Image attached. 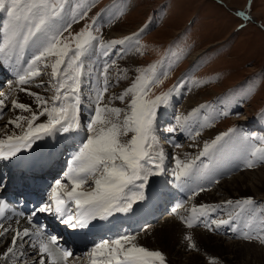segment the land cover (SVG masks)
<instances>
[{"label": "snow or ice", "instance_id": "obj_1", "mask_svg": "<svg viewBox=\"0 0 264 264\" xmlns=\"http://www.w3.org/2000/svg\"><path fill=\"white\" fill-rule=\"evenodd\" d=\"M248 7H251V0ZM236 14L245 20L251 19L245 12ZM100 16L101 13H97L88 21L85 5L76 3L73 6L70 0H0V69L13 74L15 91L28 92L36 103L34 110L31 105L12 99V110L19 109L29 115H17L8 121L20 132L0 139V159L11 160L23 151L32 150L38 141L58 134L83 130L86 136L68 162L64 173L67 183L57 179L46 202L34 205L27 216L20 213L28 226L22 227L18 219L14 224L12 221L7 225L0 223V240L5 241L0 251L2 264H69L72 251L59 243L60 237L51 234L47 225L33 224L37 215L52 216L69 234L96 228L99 221H108L115 214L133 211V205L145 199L144 190L151 179L165 171L166 153L160 143L158 110L169 104L185 82L181 79L169 90L150 98L153 87L162 84L169 74L158 71L157 65L153 64L137 69L138 74L131 85L118 95L113 93L106 102L110 86L127 78V70H118L116 79L112 80L110 69L116 62H109L108 58L116 46L136 40L139 34L105 41L97 26ZM81 21L88 22L79 31H72L73 25ZM25 49L31 50L30 59L24 58ZM97 49L105 61L96 70L94 79H89L92 69L88 67V60ZM49 68L47 85L53 93L50 97L45 98L23 87L45 75L44 70ZM7 83L11 89L13 81ZM36 87H45V82L41 80ZM85 87L89 89L87 97L83 92ZM8 95L0 98V117L7 107ZM85 98L89 101L86 106L83 105ZM113 100L121 101L124 107L112 106ZM82 106L88 113L86 123H82ZM206 107L208 105L201 104L187 116L177 115L175 125L163 131L171 137L177 130H185L189 117ZM238 131L230 127L220 132L210 141H205L190 159L174 157L171 178L175 187H186L189 178L203 165L202 158L213 162ZM199 134L195 132L192 138ZM241 135L244 140L256 137L255 133L251 137ZM174 147L179 149L182 146L174 143ZM257 163H264V147L253 145L244 165L252 169ZM6 187L0 178V217L5 216L9 207L3 196ZM205 190L203 186L198 190L190 189L189 199ZM16 196L20 197L17 203L25 202V193L20 192ZM255 203L252 197L227 200L216 206L193 205L190 209H185V203H178L172 211L188 229L203 224L208 231L229 226L236 232L238 229L232 227L236 217L253 215L254 210L248 211V206ZM224 205H235L240 211L236 217L209 218ZM180 209L189 215H179ZM241 237L264 244V229L257 235L243 231ZM185 240L189 242V249L198 250L191 234L185 235ZM135 241V235L124 234L95 243L90 251L91 264H166L161 251L149 250Z\"/></svg>", "mask_w": 264, "mask_h": 264}, {"label": "rangeland", "instance_id": "obj_2", "mask_svg": "<svg viewBox=\"0 0 264 264\" xmlns=\"http://www.w3.org/2000/svg\"><path fill=\"white\" fill-rule=\"evenodd\" d=\"M76 1L70 0L73 6ZM80 2L88 10V21L101 11L97 26L100 27V34L105 41L122 39L129 36V33L139 34L136 40L119 46L123 57L122 61L115 64V79L118 70H127V78L121 79L120 85L116 84L118 89L114 94L118 95L131 85L135 79V70L139 69V63H142L139 67L144 68L155 64L158 71H166L169 74L167 78L163 79L162 84L153 87L150 98L167 91L165 89L168 87L169 81L171 83L169 89L172 88L174 85L172 78L175 75H182L181 79L187 77L184 80V86L179 89L177 94L173 95L169 102L171 103L174 97L181 96L183 98L177 102L180 104L184 102L179 115L187 116L193 109H197L195 106L200 99L208 101L212 97H218V103L222 106L221 108L217 105L215 98V101L212 99L204 102L213 109V112L204 116L203 121L207 123L210 115L211 121L212 119L217 121L214 127H211L209 122L201 124L200 111L189 117L190 132L189 135H184L189 137L186 139L189 143L196 130H199L197 129L199 125L204 130L213 128L212 136L210 134L208 140L233 126L239 130L232 140L235 143L233 152L236 154V164L239 167L243 158L237 156L239 151L236 146L243 144L249 151L253 145L264 147L262 146L264 145V115H262L264 113V0H251L250 8L248 7L249 0H132L131 5V0H80ZM241 11L251 19L245 20L236 14ZM120 17L122 18L119 23ZM111 18L113 21L110 22ZM155 18L157 21H161L158 25H156L157 22H154ZM88 21H81L73 25L72 31H79ZM141 29L144 31L141 32ZM138 48L140 51L137 52ZM129 54H131V59L127 58ZM193 54H197V56L195 62L192 63L190 57ZM48 72L50 73V68L46 69V74L43 76L46 80L49 79ZM192 90L195 92H190ZM121 103L119 100L112 101V105L115 107H124V104ZM202 110H206V108ZM162 111L164 113L168 111V114H171L173 107L167 106ZM214 111L217 116H213ZM225 113L227 114L225 115ZM245 115L256 119L255 123L260 128L253 130V128L243 126L244 122H241L240 119H245ZM243 128L248 129L249 135L257 134L259 130V139L257 137L252 141L244 140L241 135ZM204 130L200 132V135H204ZM207 133L205 136H208ZM259 133L263 136L261 137ZM203 138L199 137L196 143L197 147L202 143ZM192 147L193 150L196 148L195 145ZM180 150L176 149V151ZM191 153L188 148L183 155ZM242 168H238L237 172L228 176L227 179L221 180L212 191L213 195H220V185L225 181L228 182L232 177L264 170V163H257L256 167L252 169ZM250 184L251 180L247 182V185ZM244 192V196L237 195L227 198V200L234 201L244 197H253L258 200L257 203V200L254 199L257 203L255 204L264 209V196L252 195L251 192H249L251 195H247L248 193ZM219 197L222 198L221 195ZM211 204L214 206L213 203ZM253 210L258 211L255 205L251 211ZM254 218L251 216L250 221L252 222ZM254 224L256 227L252 235H257L261 229H264V211L257 214ZM232 237L231 235L229 238ZM221 238L215 241V244L219 243ZM224 242L251 246L252 248L249 249L252 250L247 255L250 259L256 251L264 252V244L258 240L233 239ZM187 252H185V256L192 254V251ZM232 254L230 255L233 256ZM199 257L202 264H231L230 261L222 257L214 259L206 253H199ZM184 259L187 260L185 257L182 258V260Z\"/></svg>", "mask_w": 264, "mask_h": 264}, {"label": "bare ground", "instance_id": "obj_3", "mask_svg": "<svg viewBox=\"0 0 264 264\" xmlns=\"http://www.w3.org/2000/svg\"><path fill=\"white\" fill-rule=\"evenodd\" d=\"M228 1H231V0H228ZM131 3H132V0L130 2V5H131ZM123 4H124V2H123ZM121 18L122 17H120L118 20L119 23H120ZM111 21H113L112 18L110 19V22ZM154 22H157L156 25H158L161 21H157L155 18ZM0 36H2V33H0ZM129 46H131V45H129ZM130 49H131V47H130ZM95 53L97 55H94V54L91 55L89 57V60H88V67L90 69H92V75L89 77V79H94L96 70L99 69L100 67H102V65L105 61V58L100 54L99 49ZM196 56H197V54H193L190 57V61L192 63H193V61L195 62ZM122 57H123L122 52L114 49L113 52L111 53L110 57L108 58V60H109V62H111L112 60L120 62V61H122L121 60ZM130 57H131V54H129L127 56V58L131 59ZM24 58L25 59L31 58V50L30 49H25ZM1 71H2V69H0V72ZM111 72H113V69H111ZM0 79H1L0 82H5L8 85L7 80H5L3 77H0ZM41 80L42 79L40 77L35 78V80L33 81L32 84L25 85L23 87L27 88L31 92H37L40 95L45 97L44 87L43 88L36 87V85L38 83H40ZM10 81H13L12 88L10 89V91H11L10 93L14 94L13 99H17L21 103L29 104L35 110L36 109L35 98L30 96L28 94V92H20V91L14 90V89H16V85L14 83V76H13L12 80H10ZM115 88H118V87L115 86ZM83 92H84L85 97H87V95L89 94V89L87 87H85L83 89ZM191 92H195V90H192ZM196 95H197V93H196ZM106 96H107V94H106ZM2 97L3 96H1V98ZM88 103H89V101L85 98L83 100V105L86 106ZM6 104L9 107V112H8L9 115H8V119L6 120L4 127H0V139L6 138L7 135H11L13 133L18 134L20 132V129H16L14 125L8 124V121L10 119H15V117L17 115H29V113L23 112L22 110H19V109L12 110L11 104L10 103H6ZM181 109L182 108L176 107V109L175 108L173 109L171 114L180 113ZM7 110L8 109L5 108L3 112H5ZM178 110H179V112H178ZM81 112H82V123H86L85 117L88 114L86 111V108L82 106ZM204 116H207V115H204ZM204 116L202 115V117H201V120H202L201 124L206 123V121H203ZM165 118H167V120H165ZM245 118H249V117L247 115H245ZM171 120L172 119L169 115L165 116L162 112L158 116V126L161 129V132L159 135H160V138L162 139V140H160V143L163 146L164 151L166 153L165 171L162 175L158 176L155 180V182H158V181H162L163 179H166L163 182V184L158 186V191L161 194H172L174 192L175 185L172 183V178H171V171H172V168L174 167V157L179 156L181 159H185V158L190 159L196 155V154L195 155L193 154V152H192L193 149L190 148L191 143H189V145L185 149H183L181 147V148H179V149H181L180 151H176L177 148L174 147V143H178L181 146L183 145L185 140L189 138V137L184 136V135H189V132H190L189 126L190 125L187 124L185 130L179 131V132L177 131L171 137H169V134L166 131H163V129L167 128L168 126L173 125V122L171 123ZM240 120H242V119H240ZM214 121L215 120L212 119V122H214ZM243 122H244V124H242L243 126H246L247 128L253 127L247 123L248 121L247 122L243 121ZM254 127L256 128V125H254ZM197 129H199V130H196V132L198 131L200 133V131L203 129V127H201L199 125ZM204 131L207 133L209 130H204ZM260 135H261V137L263 136L262 134H260ZM81 136H84V139H86V136H85V133L83 130H80L79 132L69 133L67 135L58 134V135H56V140H55V142H53V145L56 148L63 149L65 147L64 142H71L72 141L74 148H73L72 153L69 151L70 159H71L72 154L78 149L79 145L82 144V142H83V141H80ZM51 138L52 137L46 138L44 140V142L49 141ZM258 139H259V136H258ZM252 140L253 139H251V141ZM187 141L188 140H186V142ZM44 142H43V145H44ZM262 146H264V145H262ZM188 148L190 149V151L192 153L190 155H186V156L183 155V153H185V151L188 150ZM24 152L29 153L30 150L24 151ZM224 152H225V150H224ZM249 152L250 151L248 150V153ZM232 157H234L233 163L236 166V168L234 169L235 171L233 172V173H235V172H237L239 165L236 164V154L234 152L232 154ZM203 165H207V167H204ZM203 165H201V168L198 171L199 174L197 175V180H199L201 178L202 182L197 183L196 187L213 185V183H215V181L219 177L218 173L223 169V166L221 165V162L219 161L218 155L215 158V160L211 163H209L208 160L203 161ZM18 173H20V172H18ZM233 173H231L230 175H232ZM29 174L30 175L31 174L36 175V174H38V172H36V173L35 172H29ZM221 180H223L222 175L220 176V179L218 182H220ZM250 180H251V184L247 185V182ZM64 182L67 183L66 180ZM54 183H55V181L53 182L52 186L54 185ZM152 184H154V182H151L149 185H152ZM217 185H216V187H217ZM180 189H183L186 191L189 190L187 187H182ZM148 191H149V188L146 187L144 192L148 193ZM176 191H178V190H176ZM220 191H221L220 195L222 196V198H221L222 200L225 198L226 199L232 198V197H235L237 195H243L244 196L245 195L244 191H246L248 193L247 195L252 194V195L264 196V170H259V172H255V173H245L243 175H238V176L232 177L228 182L225 181L223 184L220 185ZM249 192H251V194H249ZM214 198H215V196L213 195L212 191L211 192L204 191V192H201L198 196H195L193 199L196 203H191V204H192V206L193 205L199 206L201 204L212 205L211 200L215 201ZM235 200H238V199H235ZM213 204H214V206L219 205L218 203H213ZM219 210H222V208ZM179 215L188 216L189 213H187L186 211H179ZM211 216H212V214H210V217H209L210 219H211ZM226 217L219 216V217H217V219H227ZM114 219L115 218L111 217V218H109L108 221H99V222H97L99 225L98 227L85 231V233L87 234L88 239H89V244L87 245V247L84 250L88 251L89 255H87V256L83 255L82 264H91L90 251H91V248L94 246L95 243H97L103 239H114L120 234V231L123 229V226L118 225V224H111V222ZM102 223H106L107 225L102 226L101 225ZM232 227H234V225H232ZM219 230L220 229L215 230V231L219 232ZM187 234L192 235L193 242L197 245L198 250L192 251L191 255L188 254L185 256L186 251H188L187 253L190 252V250H186L187 244L189 242L184 239L185 235H187ZM133 235L136 236L135 242L138 245L146 247L149 250H159V251L163 252L165 257L168 258V260L171 264H202L200 262L199 253H206V254H208L209 257L212 256L214 259L216 257H222L223 259L230 261L231 264H264V252L263 251H256L255 253H253L252 259L253 258H255V259L252 260L247 256L252 250V249L251 250L249 249L251 246L247 247V246H244V245L239 244V243L224 242V241H226L224 238H221V241L219 243L215 244V241L220 239V237L217 236L216 232H209L206 228H204L203 224H198V225L194 226L193 229H188L186 227V225H184L180 221L179 216L175 212H173L170 217H166L163 221L155 222L154 224L150 225L149 227L146 226L143 229H141L140 232L135 233ZM4 246H5V244H4ZM4 246L0 248V251L3 250ZM231 253H233L232 254L233 256L230 255ZM184 257L187 258V260L186 259L182 260V258H184ZM227 261H226V263H227ZM167 264H168V262H167Z\"/></svg>", "mask_w": 264, "mask_h": 264}]
</instances>
